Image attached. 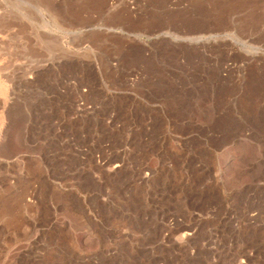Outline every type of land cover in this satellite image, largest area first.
Here are the masks:
<instances>
[{
	"label": "rangeland",
	"instance_id": "obj_1",
	"mask_svg": "<svg viewBox=\"0 0 264 264\" xmlns=\"http://www.w3.org/2000/svg\"><path fill=\"white\" fill-rule=\"evenodd\" d=\"M0 87V264H264V0H0Z\"/></svg>",
	"mask_w": 264,
	"mask_h": 264
},
{
	"label": "bare ground",
	"instance_id": "obj_2",
	"mask_svg": "<svg viewBox=\"0 0 264 264\" xmlns=\"http://www.w3.org/2000/svg\"><path fill=\"white\" fill-rule=\"evenodd\" d=\"M1 87H2V86H1ZM1 87H0V88H1ZM0 90H1V89H0ZM4 92H6V91L1 90V91H0V94L2 95V94H4ZM5 94H6V93H5Z\"/></svg>",
	"mask_w": 264,
	"mask_h": 264
}]
</instances>
